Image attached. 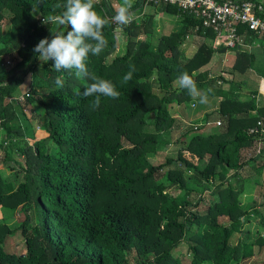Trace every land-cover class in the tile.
<instances>
[{
  "label": "trees",
  "instance_id": "obj_1",
  "mask_svg": "<svg viewBox=\"0 0 264 264\" xmlns=\"http://www.w3.org/2000/svg\"><path fill=\"white\" fill-rule=\"evenodd\" d=\"M143 1L135 0L134 20L120 29L112 24V2L94 3L109 20L102 30L108 43L99 55L89 54L87 67L120 92L117 99L101 96L95 108V97L82 95L90 80L56 72L53 61L39 66L32 51L40 39L52 38L51 30H71L41 22L43 15L58 16L66 0H0V148L6 157L0 160V264H131L133 252L134 264H243L264 247L261 231L254 239L250 234L253 221L264 227V91L232 76L244 72L250 54L236 49L233 66L210 77L200 68L228 49L215 46L213 30L163 1L153 5L178 15V29L156 31L150 15L136 23ZM238 32L253 34L245 25ZM118 33L127 38L122 49ZM191 36L197 49L188 56L182 45ZM130 66L132 79L122 83ZM185 71L199 93L217 101L200 124L170 113L173 104L194 99L179 87ZM25 75L29 86L14 100L10 95ZM33 121L46 131L40 139ZM254 127L259 132L249 133ZM179 128L177 155L152 161L158 133ZM12 151L24 158L21 177L6 160ZM188 179L202 186L205 208L191 195L166 192L186 190ZM252 184L257 196L243 208L240 197ZM16 210L24 218L11 228ZM234 234L239 238L232 242ZM14 236L23 241L18 253L5 250ZM184 242L186 252L176 255Z\"/></svg>",
  "mask_w": 264,
  "mask_h": 264
},
{
  "label": "clouds",
  "instance_id": "obj_2",
  "mask_svg": "<svg viewBox=\"0 0 264 264\" xmlns=\"http://www.w3.org/2000/svg\"><path fill=\"white\" fill-rule=\"evenodd\" d=\"M95 0H66L63 11L58 16L43 15L42 24L59 23L70 26L67 32H52V38L44 37L32 49L41 62L53 61L52 69L56 72H67L80 80H90L84 85L83 97H92L93 107L98 108L101 96L117 99L120 92L110 80L91 75L87 67L89 54L99 55L107 46V40L102 34L103 28L109 20L103 18L94 10ZM133 0H122L118 8H114L112 22L128 25L132 18ZM135 72V67L123 76L122 83H128ZM56 85L63 86V78L57 76ZM179 87L188 92L194 99L199 97V103H207V96L200 95L197 85L187 71L178 78Z\"/></svg>",
  "mask_w": 264,
  "mask_h": 264
},
{
  "label": "rangeland",
  "instance_id": "obj_3",
  "mask_svg": "<svg viewBox=\"0 0 264 264\" xmlns=\"http://www.w3.org/2000/svg\"><path fill=\"white\" fill-rule=\"evenodd\" d=\"M117 37H118L120 44L123 43V46H125L126 35L123 33H118ZM184 44L185 45H182V49H183L184 53L188 56L192 55L197 49V44L193 41V39L191 37L188 38ZM111 56H109L108 59H110ZM46 63L41 62L39 60V66H42ZM221 63H222L221 57H217V59L211 58V60L207 64H205L202 68H205L208 66L207 69H205V70H210L209 72H211L212 75H221L222 74L221 72H223L221 70V68H222ZM0 69H1V67H0ZM202 71H203V69H202ZM24 79L26 82L23 83L22 87L20 89H18L16 91V93L10 95L14 100L21 99L23 96V93L25 92L24 90H27V88L29 86L28 76L24 77ZM259 79H261L260 82H262L264 80L263 78H259ZM257 90H258V92L262 91L261 88H260V90L259 89H257ZM245 94H241V95H245ZM170 113L174 116L178 115L179 118H181L184 121V123L200 124V117H202L201 116L202 113H200L199 97H196L195 99H193V101H191L187 105H185V104H180V105L173 104L171 109H170ZM147 120L149 122H152L154 120V115L153 114L148 115ZM33 127L35 130V133L37 134V138L40 139L43 136H45V134H46L45 129L42 126L38 125V123L36 121H33ZM182 130H183V128H179V131H177V130H166L163 132H159L157 135V139H158L157 142L158 143L156 145V152H155V154L149 156L150 159L152 161H154L155 163H158L160 161L163 162L166 157H175L177 155V152H178L180 146H181V143L179 142L178 137L181 134ZM1 132L2 131L0 130V138L2 137ZM4 153L5 152H3V150L0 148V160H2V158H6V157H3V156H5ZM9 157L11 159H9V160L6 159L8 161V165H11L13 168L17 169L19 171L20 177H21V175H22L21 170H24V168H25L24 158L17 151L10 152ZM16 162L18 164H16ZM172 167H174V165ZM165 169H166V167H165ZM13 172H14V170L11 173H13ZM261 178L263 179L262 180L263 185L261 187V190L264 191V174L261 175ZM19 181H20V179H19ZM252 183H255V182H252ZM187 186H188L186 189V190H188L187 193H185L186 190H181V189H178L175 187L167 188L166 192L170 193L171 195H174V194H187L188 196L191 195V198H193L194 202L198 200V202H199L198 209L199 210L205 208L204 205L206 203L200 204V193L202 190V186H200V184L196 183L192 179H188ZM256 190H257V187L255 184L248 185L245 188L244 194L240 197V199L243 202V208H246L247 201H249L252 197L257 196ZM14 216L15 217L9 222V226L11 228H15L16 225L18 224V222L22 221L24 218L21 210H20V212L18 210H16L14 213ZM250 230L252 232V233H250L252 239L255 238V233L256 232L258 233V231H261L264 234V227L258 228L256 226L255 221H253L251 223ZM238 238H239V234H234L231 241L235 242V241H237ZM23 248H24L23 247V241L18 236L8 237L6 239L5 250L7 252L18 253L19 251L23 250ZM186 248H187V244L184 242L179 246L178 249H176L175 254L179 255V256L183 255L186 252ZM134 257L135 256H134V252H133L129 257V263H131V264L135 263ZM255 257H257V258H255ZM263 258H264V247H262L260 249L258 256L255 255L254 257L249 258L243 264H256V262L259 259H263Z\"/></svg>",
  "mask_w": 264,
  "mask_h": 264
},
{
  "label": "built area",
  "instance_id": "obj_4",
  "mask_svg": "<svg viewBox=\"0 0 264 264\" xmlns=\"http://www.w3.org/2000/svg\"><path fill=\"white\" fill-rule=\"evenodd\" d=\"M99 1V0H95ZM158 4L160 1L176 5L183 12L196 16L204 27H209L216 35L215 44L240 49L244 43L238 32L245 25L253 34L264 36V5L253 0H146ZM134 19L132 16L131 21ZM112 20V17H111ZM117 29L121 25L112 22ZM261 125V121L257 122ZM259 129L250 128L249 133ZM263 133V132H261Z\"/></svg>",
  "mask_w": 264,
  "mask_h": 264
},
{
  "label": "crops",
  "instance_id": "obj_5",
  "mask_svg": "<svg viewBox=\"0 0 264 264\" xmlns=\"http://www.w3.org/2000/svg\"><path fill=\"white\" fill-rule=\"evenodd\" d=\"M110 1L112 2L115 8H118L122 3V0H110ZM253 1H259V2H262V4L264 3V0H253ZM134 3H135V0H133V4ZM134 11H136V9ZM141 12H142V16L141 17L138 16L137 18H135L136 23H139L142 19L150 15L152 18L151 21L155 25L156 31H164L167 33L169 30L173 31L179 28L178 20H177L179 16L169 15L165 13L159 8V5L155 6L153 5V3L151 4L147 2L146 0H144L142 3ZM240 35L243 38L244 45L238 50L246 51L247 54H250V57L247 61H245L246 65L244 66V69H243L244 72H241V73L236 72L235 74H232V76H234V78L237 80L244 79L246 86H248L247 88L251 87V89L253 90L254 89L260 90L261 88L262 91H264V82H263L264 80L260 82L261 79H259V78L264 79V36H256V35H253L252 33H246V32H241ZM191 38L193 39L194 36H191ZM118 45L120 49L124 48L123 43L120 44V42H118ZM215 46H221V45L215 44ZM227 48L228 49L226 51L214 53L212 56V58H215V59H217V57L222 58V63H221L222 71H227L228 69H230L236 61L235 59L237 55V50H236L237 48H229V47ZM2 63H3V59L0 58L1 68L3 67ZM207 67L201 68V70L202 69L205 70L207 69ZM207 71L210 77L218 76V75H212L211 72H209L210 70H206V72ZM221 85L224 88H229L228 84L222 83ZM230 87H233V89H235L233 85ZM262 91H259V92H262ZM234 92L239 93L240 92L239 88H236ZM200 95H203L201 91H200ZM217 109H218L217 101L215 100L214 97H210L208 95L207 103L205 104L200 103V113H202L201 115L202 117H200V122L203 121V118L205 117L207 113L211 111H216Z\"/></svg>",
  "mask_w": 264,
  "mask_h": 264
}]
</instances>
